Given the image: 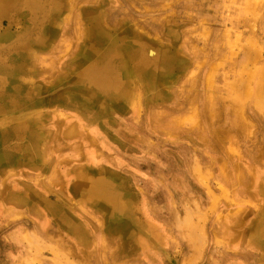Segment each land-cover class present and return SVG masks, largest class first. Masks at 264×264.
Instances as JSON below:
<instances>
[{
    "label": "rangeland",
    "instance_id": "1",
    "mask_svg": "<svg viewBox=\"0 0 264 264\" xmlns=\"http://www.w3.org/2000/svg\"><path fill=\"white\" fill-rule=\"evenodd\" d=\"M51 1L0 0V264H264V0Z\"/></svg>",
    "mask_w": 264,
    "mask_h": 264
},
{
    "label": "bare ground",
    "instance_id": "2",
    "mask_svg": "<svg viewBox=\"0 0 264 264\" xmlns=\"http://www.w3.org/2000/svg\"><path fill=\"white\" fill-rule=\"evenodd\" d=\"M19 3L22 6L25 4L27 6V10H30L34 16H38L37 15L38 12L45 11V9L48 8V7H46L47 5L51 6L50 3H49V0H19ZM51 3H52V1H51ZM57 3H58V1L55 0L54 4H57ZM11 5H13V4H11ZM40 25L41 24H39V27H40ZM35 27H37V26H35ZM105 36H107V35H104L101 32H96L95 33V37L98 40L105 39ZM18 41H20V40H18ZM109 42H111V41H109ZM122 45H123L122 48H118L115 44H113L111 42L109 44V46H107L108 48L102 53L101 59L97 60L98 62L96 63L95 67L91 71H89V74H91V76H92L91 77V84L94 87L97 88L98 85L104 86L105 89H107V87H108L107 85H110L111 87H114V89H115V87H119L120 83L122 82L124 77L127 78L125 80H128L127 70L124 68V63H125V60L127 62L128 56L133 58V60L134 59L138 60L140 63H144V62L150 63L152 61L151 57H153V55L155 54L154 50L149 49L150 47L148 45L140 42L137 39L126 40V41H124V44H122ZM15 54L17 55V53H15ZM126 57H127V59H126ZM129 60L130 59H128V61ZM0 62H1L0 63V99H2V98L7 96L6 95L7 94L6 93V85L7 86L9 85V87L12 85V79L10 77V74L12 72H11V69H10V66H11L10 63H9L10 65L8 66V63L2 62L1 58H0ZM105 79L109 80L107 84L105 83V81L103 83V80H105ZM84 91H86V90H84ZM98 91H99V89H98ZM89 182L91 183V181H89ZM100 186H101L100 184L97 185V188L98 187L101 188L99 191H101L105 195H107V192L104 191V188H102ZM119 203H120V201H119Z\"/></svg>",
    "mask_w": 264,
    "mask_h": 264
}]
</instances>
